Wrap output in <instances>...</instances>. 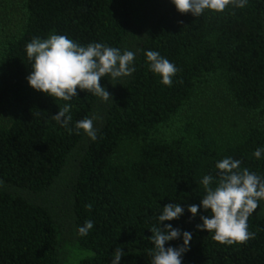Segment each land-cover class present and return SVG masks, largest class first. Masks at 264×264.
<instances>
[{"label": "trees", "instance_id": "obj_1", "mask_svg": "<svg viewBox=\"0 0 264 264\" xmlns=\"http://www.w3.org/2000/svg\"><path fill=\"white\" fill-rule=\"evenodd\" d=\"M14 12L13 27L0 28V109L17 107L0 120V264H110L118 247L120 264H151V229L168 203L185 211L159 227L192 233L182 264H264V200L247 221L254 237L230 246L197 229L209 211H187L200 204L204 175L219 183L225 157L264 177V157L253 156L264 147V0L199 17L170 0H0V15ZM51 34L133 51L135 72L101 78L107 101L79 89L55 100L26 80L25 45ZM148 50L177 67L171 86L149 70ZM213 91L239 119L219 123L198 107ZM65 103L71 133L52 118ZM93 117L95 140L75 128Z\"/></svg>", "mask_w": 264, "mask_h": 264}, {"label": "clouds", "instance_id": "obj_2", "mask_svg": "<svg viewBox=\"0 0 264 264\" xmlns=\"http://www.w3.org/2000/svg\"><path fill=\"white\" fill-rule=\"evenodd\" d=\"M179 13H191L199 17L205 10L223 12L232 5L244 8L248 0H170ZM25 53L30 61L31 72L26 77L28 85L36 91L45 93L55 100L71 101L77 95V89L88 91L107 101L110 94L100 84L101 78L109 76L118 81L131 76L135 72L134 61L136 53L130 50L123 52L117 47H110L96 42L81 45L65 35L51 34L46 39L34 37L25 45ZM149 70L160 77V83L171 86L173 77L178 69L158 51L148 50L145 53ZM72 105L65 103L52 118L69 133L68 127L72 116ZM93 118H85L76 122L77 131L83 130L87 137L95 140L97 132L93 126ZM253 156L259 160L264 157V147H257ZM241 161L232 157H225L215 163L219 176V183L211 187L213 175H204L200 183L204 187V195L200 204H192L187 211L196 216L199 210L210 212L208 216H201L202 223L196 227L213 233V239L220 244L232 245L245 243L254 237L248 230V218L264 200V177L241 169ZM2 183V182H0ZM157 217L158 225L151 229L150 240L154 248L149 249L152 257L151 264H182V256L189 250L192 233L181 231L160 222L171 221L183 215L185 209L179 203H168L163 206ZM94 227L91 220L85 221L77 229L78 235L86 236ZM181 239L178 247H165L166 242ZM125 253L121 248L114 249L110 264H120Z\"/></svg>", "mask_w": 264, "mask_h": 264}, {"label": "rangeland", "instance_id": "obj_3", "mask_svg": "<svg viewBox=\"0 0 264 264\" xmlns=\"http://www.w3.org/2000/svg\"><path fill=\"white\" fill-rule=\"evenodd\" d=\"M1 15L0 18L4 17L5 21L0 22V28H2L3 26V28L6 29L13 27V18L15 16V12L10 15L7 19L6 16H4L3 14ZM197 105L198 107H204V110L206 112L211 113L212 118L217 119L219 123H230L240 118L239 111L233 108L230 102H228L226 98L222 95V93H220L219 91L216 93L215 91H213L208 95H204L203 98L200 99L199 104ZM16 110L17 107L15 106L14 102L12 100H8L0 109V120L4 123H8L9 119L12 116V113Z\"/></svg>", "mask_w": 264, "mask_h": 264}]
</instances>
